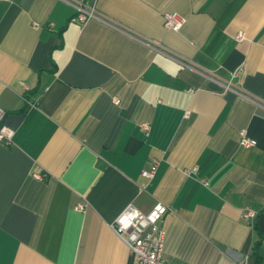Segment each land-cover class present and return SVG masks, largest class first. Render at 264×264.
I'll return each instance as SVG.
<instances>
[{
  "label": "crops",
  "instance_id": "crops-1",
  "mask_svg": "<svg viewBox=\"0 0 264 264\" xmlns=\"http://www.w3.org/2000/svg\"><path fill=\"white\" fill-rule=\"evenodd\" d=\"M0 107V264H134L156 202L166 264H264V0H0Z\"/></svg>",
  "mask_w": 264,
  "mask_h": 264
},
{
  "label": "built area",
  "instance_id": "built-area-1",
  "mask_svg": "<svg viewBox=\"0 0 264 264\" xmlns=\"http://www.w3.org/2000/svg\"><path fill=\"white\" fill-rule=\"evenodd\" d=\"M74 7L76 16L73 21L82 24L95 17L92 4L79 1L75 2ZM162 17L164 29L173 33H178L185 23L184 18L175 13L164 12ZM237 38L241 39V34ZM113 103L117 105L119 100L113 98ZM188 114L189 112L186 111L185 116L187 117ZM4 120L5 111L0 107V146H9L12 144L14 131L5 124ZM144 129L147 131L148 126H144ZM238 144L245 149L256 146L255 140L250 139L244 131L239 132ZM157 165L158 162L152 160L150 168L142 172L143 177L148 180L152 179ZM35 177L41 179L40 175H35ZM83 209L82 204L74 208L77 212H82ZM170 213L171 210L160 202L154 203L148 213H143L129 204L114 219L110 226L111 230L132 254L134 264H166L162 257L164 243L162 222ZM242 216L248 224L253 225L257 213L246 210Z\"/></svg>",
  "mask_w": 264,
  "mask_h": 264
},
{
  "label": "trees",
  "instance_id": "trees-1",
  "mask_svg": "<svg viewBox=\"0 0 264 264\" xmlns=\"http://www.w3.org/2000/svg\"><path fill=\"white\" fill-rule=\"evenodd\" d=\"M262 213H263V212L257 213V217H256V219H257ZM256 219H255L253 225H255V223H256Z\"/></svg>",
  "mask_w": 264,
  "mask_h": 264
}]
</instances>
